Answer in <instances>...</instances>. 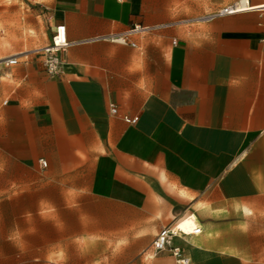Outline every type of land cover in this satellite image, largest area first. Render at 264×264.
<instances>
[{"label": "crops", "instance_id": "crops-1", "mask_svg": "<svg viewBox=\"0 0 264 264\" xmlns=\"http://www.w3.org/2000/svg\"><path fill=\"white\" fill-rule=\"evenodd\" d=\"M239 1L38 3L50 42L58 25L72 43L172 26L135 47L72 45L57 77L31 51L0 73L12 79L0 81L8 248L28 264H181L148 254L191 216L203 232L173 239L189 264H264V0L208 19Z\"/></svg>", "mask_w": 264, "mask_h": 264}, {"label": "rangeland", "instance_id": "rangeland-1", "mask_svg": "<svg viewBox=\"0 0 264 264\" xmlns=\"http://www.w3.org/2000/svg\"><path fill=\"white\" fill-rule=\"evenodd\" d=\"M24 1L26 4H24ZM48 0H0V58L9 55L25 56L50 43L51 31L43 14L48 11L38 3ZM36 3V4H33ZM28 5L35 14L28 15ZM23 52V53H22ZM21 53V54H18ZM32 54L36 55L35 52ZM25 60V59H24ZM6 72V69H3ZM2 70L1 74L4 72ZM2 84L12 82L11 78H1ZM6 94L4 99H8ZM6 196H0V217H15L12 206L3 204ZM0 228V264H28L27 251L8 248L2 240Z\"/></svg>", "mask_w": 264, "mask_h": 264}, {"label": "built area", "instance_id": "built-area-1", "mask_svg": "<svg viewBox=\"0 0 264 264\" xmlns=\"http://www.w3.org/2000/svg\"><path fill=\"white\" fill-rule=\"evenodd\" d=\"M245 0H241L237 3L229 5L223 8L216 15L209 16L208 19H213L217 16L224 15H233L242 11H247L250 8H241L240 6L243 4ZM248 7V3L246 2ZM170 25H158L154 27H143L141 25H136L124 33L111 34L104 37H97L95 39H89L85 41H80L78 43H72L69 41L67 28L65 25H58L55 29V32L52 35L51 42L38 50H35L36 55L42 57V65L45 69V72L50 77H57L61 74L62 71V59L60 53L71 47L75 44L87 43L93 41H109L112 43H117L121 45H131L133 47L136 46L135 43L131 42V38L133 35L149 31V30H157L163 29L167 27H171ZM31 52V53H33ZM20 64V59L17 56H8L4 58H0V73L3 69H10ZM112 113L117 114L118 110L115 106L112 107ZM126 123L131 125H136L139 122V117H124ZM44 167H47V163L45 161H41ZM179 222L174 223L169 227H164L156 236L153 242V250L150 254H148V259L153 260L161 254L169 252L173 255L178 262L181 264H189L190 260L187 257H183L182 249L173 245V239L179 233ZM203 232V228L201 226L195 227L191 235H200Z\"/></svg>", "mask_w": 264, "mask_h": 264}, {"label": "bare ground", "instance_id": "bare-ground-1", "mask_svg": "<svg viewBox=\"0 0 264 264\" xmlns=\"http://www.w3.org/2000/svg\"><path fill=\"white\" fill-rule=\"evenodd\" d=\"M241 8H243V9H245V8H249V7H247V5H246V1H244L243 2V4L240 6ZM251 9V8H250ZM18 57V56H17ZM4 71V70H3ZM191 218V216H189V217H187V218H183V219H181L180 221H179V224H180V226H179V233H178V235L176 236V237H174V238H182V235H183V233L184 232H186L188 235H190L192 232H193V229L195 228V227H198V226H200V222L199 221H195V220H193V219H190ZM183 220V221H182Z\"/></svg>", "mask_w": 264, "mask_h": 264}]
</instances>
